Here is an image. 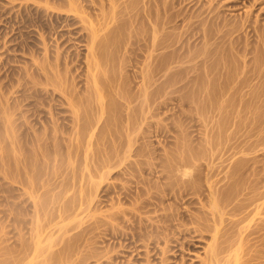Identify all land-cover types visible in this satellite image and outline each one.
<instances>
[{
  "label": "rangeland",
  "instance_id": "374dc122",
  "mask_svg": "<svg viewBox=\"0 0 264 264\" xmlns=\"http://www.w3.org/2000/svg\"><path fill=\"white\" fill-rule=\"evenodd\" d=\"M9 1L0 0V264H42L64 246L68 260L58 264H264V43L253 31L264 28V0H118V9L103 0L102 14H120L94 50L102 53L96 73L117 85L104 91L102 116L87 101L89 31L79 28L80 12ZM158 55L169 70L153 84L141 76ZM120 87L130 101L112 93ZM129 111L141 114L135 129ZM82 125L92 138L76 133ZM213 253L222 260L210 261Z\"/></svg>",
  "mask_w": 264,
  "mask_h": 264
},
{
  "label": "bare ground",
  "instance_id": "6f19581e",
  "mask_svg": "<svg viewBox=\"0 0 264 264\" xmlns=\"http://www.w3.org/2000/svg\"><path fill=\"white\" fill-rule=\"evenodd\" d=\"M23 1H26L27 2V0H22V2ZM103 0H56V2L54 1H50L49 0V2H51V4H50V6H51V9H52V11H57V12H59V13H61V12H67V14H70V16H76L75 14H79L78 12H80V29H83V30H87V31H89V33H87V36H84L85 38L87 37V41L86 42H88V44H89V47H88V52H90L89 53V55H87V58H86V60H87V67H88V69H89V71H91V72H89L90 73V80L89 81H92V86L93 87H89V89H92L89 93V95H90V97H89V95L87 96L88 97V99H87V101L89 100V101H91V99L93 100H96L95 102L94 101H91L92 103H95V106H92V107H95L92 111H94L95 110V112H93V114L95 113V115H92V116H102V115H104L105 114V112H107L109 109H108V106H107V104H105L103 101H102V96L104 95V91L106 92V88H112V82H103L102 81V77H101V75H103V74H101L100 75V73H98L99 71H97V73L99 74H97L96 73V70H97V66H98V62L100 63V61H102V60H99L98 58H99V56H101L100 54H102V53H98V51H99V49H100V47H101V44H102V42L101 41H98V37L100 36L99 35V33H101L100 31H103V30H105L106 29V31H107V29H108V27L110 26V25H113L115 22H116V19H118L119 18V14H118V18H115L116 16H113L114 18H111L110 17V15L109 16H105L104 14H102L103 13V8H104V6L106 5H104V3L106 2L108 5H106V7H110V8H113L114 9V7H115V5H116V3L117 4H120L121 5V3H119V1H121V0H104L105 2L103 3L102 2ZM123 1V0H122ZM150 1V0H149ZM13 2H15L14 0H10L9 1V4H13ZM39 2V1H38ZM49 2L47 3V4H49ZM135 2H136V0H135ZM147 2V1H146ZM257 0H253L252 1V4L255 6L256 4H257ZM30 3V2H29ZM29 3H26L25 5H27L26 6V8H27V10L34 4V3H31V4H29ZM125 3V2H124ZM251 3V2H250ZM24 4V3H23ZM35 4H37V3H35ZM38 4H40V3H38ZM14 5V4H13ZM24 5V6H25ZM29 5H31V6H29ZM136 5V4H135ZM155 5V4H154ZM252 5V6H253ZM37 6V5H36ZM35 6V8H37ZM39 6V5H38ZM122 6V5H121ZM32 7H34V6H32ZM42 7V6H41ZM117 7H119V6H116L115 8H117ZM126 7V6H125ZM127 7H130V6H127ZM166 7V6H165ZM24 8V7H23ZM25 8V9H26ZM34 8V9H35ZM48 8V7H47ZM122 8V7H121ZM132 8V7H131ZM162 8H164V7H162ZM38 9V8H37ZM37 9H35V10H37ZM40 9V8H39ZM48 9H50V8H48ZM118 9V8H117ZM125 10H126V8H124ZM45 11H46V13H47V9H44ZM124 11V10H123ZM126 11H130L131 12V10H130V8L128 9L127 8V10ZM133 11V10H132ZM42 12H43V10H42ZM130 12H128V15H127V13L124 15V16H128L129 17V14H132V13H130ZM52 13H54V12H52ZM121 13H123V12H121ZM48 14H49V12H48ZM54 14H56V15H59V14H57L56 12L54 13ZM72 14V15H71ZM110 14V13H109ZM60 15H62V14H60ZM102 17H101V16ZM142 15H144L143 13H142ZM38 16H40V14L38 15ZM54 16V15H53ZM97 16H100L101 17V19L100 20H98V19H96V17ZM122 16V15H121ZM147 16V15H146ZM145 16V17H146ZM151 17H153L154 15H153V13H152V15H150ZM50 17H51V15H50ZM56 17V16H55ZM62 17V16H61ZM131 17V16H130ZM58 19H59V17H57ZM74 18V17H73ZM72 18V19H73ZM56 19V18H55ZM114 19H115V21H114ZM122 19V18H121ZM156 19V18H155ZM246 19V18H245ZM49 20V19H48ZM74 20V19H73ZM119 20V19H118ZM124 20V19H123ZM127 20V19H126ZM125 20V21H126ZM75 21V20H74ZM73 21V23H71V24H73L74 25V22ZM114 21V22H113ZM124 21V22H125ZM130 21V20H129ZM154 21H156V20H154ZM153 21V22H154ZM250 21V20H249ZM55 22V21H54ZM53 22V23H54ZM67 22V21H66ZM69 20H68V24H69ZM71 22H72V20H71ZM111 22L113 23V24H111ZM123 22V23H124ZM127 22H128V20H127ZM50 23L51 22H49V25H50ZM156 23V22H155ZM247 23V22H246ZM43 23H41V25H42ZM67 24V23H66ZM66 24H65V26H66ZM44 25V24H43ZM45 25H48V24H45ZM51 25H52V23H51ZM50 25V26H51ZM54 25V24H53ZM56 25L57 24H55V27H56ZM127 25V24H126ZM156 25V24H155ZM250 25V24H249ZM49 26V27H50ZM42 27H45L46 28V26H42ZM52 27V26H51ZM50 27V28H51ZM68 27V26H67ZM250 27H252L251 25L249 26V28ZM48 28V27H47ZM56 28H58V27H56ZM49 29V28H48ZM56 30V29H55ZM45 31V30H44ZM56 31H58V29L56 30ZM159 31H160V28H159ZM253 31H254V33L256 34H258V35H256L257 36V41L259 42H263L264 43V28H262V27H253ZM65 32V31H64ZM68 32V31H67ZM82 32V31H81ZM84 32V31H83ZM104 32V31H103ZM161 32V31H160ZM159 32V33H160ZM73 33V32H72ZM84 33H86V32H84ZM83 33V34H84ZM108 33H109V31H108ZM159 33H157V34H159ZM70 34V33H69ZM82 34V35H83ZM101 34H103V33H101ZM82 35L80 36V38H82ZM153 35H155V34H153ZM204 35V34H203ZM202 35V36H203ZM207 35H208V33H207ZM105 36V35H104ZM110 36V35H109ZM156 36H158V35H156ZM156 36H154L153 37V42H152V44L150 43V45L152 46V50H159V48H161V46H162V41H161V39L160 38H156ZM212 36V35H211ZM59 37V36H58ZM62 37V36H61ZM101 37V36H100ZM163 37V36H162ZM207 38H209V36H206ZM104 38V37H103ZM214 38V37H213ZM225 38V37H224ZM59 39V38H58ZM57 39V40H58ZM72 39V38H71ZM157 39H159L161 42H159V45H161V46H159V47H157L156 46V42H158V41H156L155 42V40H157ZM84 40V39H83ZM86 40V39H85ZM100 40H102L103 41V39H100ZM105 40V39H104ZM163 40V39H162ZM63 41V40H62ZM61 41V42H62ZM108 41V40H107ZM111 41V40H110ZM152 41V40H151ZM83 42V41H82ZM85 42V41H84ZM85 42V43H86ZM104 43V42H103ZM155 43V44H154ZM62 44V43H61ZM108 44V43H107ZM135 44V43H134ZM145 44V43H144ZM158 44V43H157ZM42 45V44H41ZM64 46V45H63ZM155 46H156V49H153V48H155ZM62 47V46H61ZM67 47V46H66ZM102 47H103V44H102ZM102 47H101V49H102ZM234 47V46H233ZM64 48H65V46H64ZM144 48V47H143ZM158 48V49H157ZM234 48H236V47H234ZM60 49V48H59ZM58 49V50H59ZM98 50V51H96V53L94 52V50ZM189 49V48H188ZM187 49V50H188ZM66 49H64V51H65ZM186 50V51H187ZM43 51V50H42ZM45 51V50H44ZM51 51V50H50ZM63 51V52H64ZM101 52H102V50H100ZM238 51V50H237ZM33 52V51H32ZM57 52V51H56ZM62 52V53H63ZM66 52V51H65ZM71 52V51H70ZM70 52H68V54H66L65 53V56L66 55H69V53ZM156 52V51H155ZM188 52H189V50H188ZM187 52V53H188ZM61 53V52H60ZM60 53H59V55H60ZM151 53V52H150ZM182 53V52H181ZM50 54V53H49ZM57 54V53H56ZM73 55H74V53H72ZM70 55V57L69 58H71L73 61H75L74 59L75 58H73L72 56L73 55ZM131 54V53H130ZM203 54V53H202ZM32 55V54H31ZM55 55V54H54ZM58 55V54H57ZM58 55V56H59ZM61 55H64V53L63 54H61ZM152 55H154V54H149V58H151L152 57ZM157 55V54H156ZM155 55V56H156ZM170 55V54H169ZM175 55V57H177L178 59H177V61L178 62H180V61H184V59H185V57L184 58H182V57H180V56H177V55H181V54H174ZM47 56V55H46ZM52 56V55H51ZM50 56V57H51ZM86 56V55H85ZM105 56V55H104ZM148 56V55H147ZM155 56H153V60H152V66H149V65H147V66H149V68L150 67H152V69L150 68V69H148V71L146 70V72L145 73H143L142 75L143 76H141V77H143L144 79H145V81H146V79H150V80H152V83H153V81H155L156 82V80L158 81V78L159 77H162L163 76V74L165 73V72H167L168 70H169V67H167V66H169V65H164V62H163V58H162V56H164V55H162V56H160V55H158L157 57H155ZM160 56V57H159ZM182 56H184V55H182ZM190 56V55H189ZM194 56V55H193ZM44 57V56H43ZM57 57V56H56ZM55 57V58H56ZM59 57H61L62 58V56H59ZM64 57V56H63ZM67 57V56H66ZM84 57V56H83ZM127 57V56H126ZM165 57V56H164ZM180 57V58H179ZM191 57V56H190ZM31 58V57H30ZM60 58V59H61ZM65 58V57H64ZM102 58V57H101ZM167 58V57H166ZM182 58V59H181ZM188 58V57H187ZM40 59V58H39ZM43 59V58H42ZM46 59V58H45ZM48 59V58H47ZM56 59H59V58H56ZM59 59V60H60ZM63 59V58H62ZM62 59H61V62H62ZM97 59L99 60L98 62H96L97 61ZM105 59V58H104ZM106 59H108V58H106ZM147 59V58H146ZM168 59V58H167ZM166 59V60H167ZM176 59V58H175ZM180 59V60H179ZM52 60V57L50 58V61ZM59 60H57V62L59 61ZM70 60V59H69ZM85 60V61H86ZM124 60V59H123ZM189 60V59H188ZM188 60H187V62H188ZM47 62L49 61V60H46ZM81 61V60H80ZM104 61H106V60H104ZM168 61H171L170 59L168 60ZM173 61V60H172ZM177 61L175 60V61H173V62H176L177 63ZM44 62V61H43ZM46 62V63H47ZM53 62H54V60H53ZM61 62H59L60 63V65H61ZM63 62H64V59H63ZM63 62H62V66L61 67H63L64 65H63ZM67 62H68V60L66 61V59H65V68L67 67L66 66V64H67ZM69 62H71V61H69ZM84 61H82V63H83ZM92 62L93 63H95V64H92ZM125 62V61H124ZM181 62V63H182ZM186 61H184L183 63H185ZM204 62V61H203ZM50 64H51V62H49ZM49 63H47V66H45V69H47V67H48V64ZM56 63V62H55ZM54 63V64H55ZM96 63H97V65H96ZM104 63V62H103ZM166 63H168V62H166ZM170 63V62H169ZM168 63V64H169ZM49 64V65H50ZM73 64V63H72ZM71 64V65H72ZM92 64V65H91ZM101 64V63H100ZM106 64V63H105ZM126 64H127V62H126ZM170 64H172V63H170ZM43 65H44V63H43ZM55 65H57V63L55 64ZM60 65L58 66L59 68H61L60 67ZM68 65V64H67ZM69 65H70V63H69ZM70 65V67L68 66L67 68H68V70H69V68H71V70H72V72H74L73 71V67ZM37 66V65H36ZM40 66V65H39ZM41 66H42V64H41ZM54 66V65H53ZM73 66H74V64H73ZM77 66V65H76ZM104 66V65H103ZM122 66V65H121ZM44 67V66H43ZM50 67V66H49ZM48 67V68H49ZM122 67H124V66H122ZM212 67V66H211ZM67 68H66V70H67ZM103 68V67H102ZM125 68V67H124ZM148 67H146V69H147ZM36 69H37V67H36ZM38 71H40V68L38 67ZM62 69H64V67L62 68ZM172 69H173V67H172ZM209 69V68H208ZM23 70V69H22ZM49 70V69H48ZM67 70V71H68ZM98 70H99V68H98ZM102 70V69H101ZM145 70V69H144ZM210 70H211V68H210ZM34 71V70H33ZM42 71H46V70H42ZM53 71V70H52ZM60 71V70H59ZM59 71H58V73H59ZM62 71H64V70H62ZM61 71V73L63 74H65V72H62ZM66 71V72H67ZM126 71V70H125ZM171 71V70H170ZM212 72L214 71V69L212 68V70H211ZM222 71V70H221ZM57 72V71H56ZM69 72H70V70H69ZM87 72V73H88ZM101 72V71H100ZM211 72V73H212ZM223 72V71H222ZM27 73V72H26ZM68 73V72H67ZM75 73V72H74ZM127 73V72H126ZM210 73V72H209ZM34 74V73H33ZM38 74V73H37ZM41 74L42 73H40V76H41ZM45 74V73H44ZM43 74V76L45 77V75L47 76V74H45L44 75ZM49 75H51L52 73H48ZM70 74H72V73H70ZM141 74V73H140ZM167 74V73H166ZM166 74H164V77H165V75ZM225 74H226V72H225ZM231 74V73H230ZM230 74L228 75V74H226L225 76H226V79H227V76L229 77L230 76ZM23 75V74H22ZM39 75V74H38ZM55 75V74H54ZM68 75L69 74H66V76H65V78L66 79H68ZM158 75H159V77H158ZM232 75V74H231ZM40 76H38V77H40ZM53 76V75H52ZM55 76H59V75H55ZM71 77H72V75H70ZM69 76V77H70ZM123 76V75H122ZM126 76V75H125ZM156 76H157V79H156ZM27 77V76H26ZM54 77V76H53ZM41 78V77H40ZM43 78V77H42ZM47 78H50V77H47ZM52 78V77H51ZM74 78V77H73ZM72 78V79H73ZM127 78V77H126ZM156 80H155V79ZM170 78V77H169ZM171 78H173V77H171ZM46 79V78H45ZM58 79V78H57ZM57 79H55V80H57ZM64 79V78H63ZM71 79V78H70ZM108 79H110V78H108ZM107 79V80H108ZM229 79H230V77H229ZM34 80V79H33ZM42 80H44V78L42 79ZM53 80V79H52ZM51 80V81H52ZM69 80V79H68ZM68 80H66V81H68ZM124 80H125V78H124ZM148 81V82H151V81ZM160 80V79H159ZM170 80H172V79H170ZM59 82H60V80H58ZM58 81H56V82H58ZM63 81V80H62ZM61 81V82H62ZM73 81V80H72ZM109 81V80H108ZM111 81V80H110ZM29 83H31L30 81H28ZM33 82H36V81H33ZM55 82V81H54ZM119 82V81H118ZM144 82V81H143ZM147 82V83H148ZM49 83V82H48ZM66 83V82H65ZM91 83V82H90ZM146 83V84H147ZM159 83V82H158ZM27 84V83H26ZM50 84V83H49ZM56 84V83H55ZM60 84V83H59ZM68 84H69V81H68ZM68 84H66V85H68ZM77 84V83H76ZM75 84V85H76ZM151 84V83H150ZM154 84V83H153ZM157 83H155V85H156ZM90 85V84H89ZM119 85V84H118ZM148 85V84H147ZM214 85V84H213ZM62 86V85H61ZM91 86V85H90ZM128 86V85H127ZM115 87H117V85L115 84L114 85V89H115ZM143 87V86H142ZM147 87V86H146ZM160 87V85H158V88ZM37 88V87H36ZM113 88H112V90H113ZM127 88V87H126ZM125 88V89H126ZM237 88V87H236ZM54 89V88H53ZM64 87H63V92H62V94H65V97L66 96H68L69 95V97L67 98L68 99V101H67V103L69 104V105H73L74 104V102H75V97L73 96V94L72 93H69L68 91H64ZM120 90H121V87L119 88ZM36 90V89H35ZM35 90H33V91H35ZM62 90V89H61ZM61 90H60V92H61ZM66 90H67V88H66ZM69 90V89H68ZM87 90V89H86ZM85 89H84V91H86ZM109 90V89H108ZM111 90V91H112ZM212 90V89H211ZM217 90V89H216ZM223 90H227V88H223ZM237 90H239V89H237ZM37 91V90H36ZM118 90H114V91H112V93L114 94V95H116L115 97L116 98H118V97H121V99H124L126 102H128V101H130L129 99H130V97H128V95H126L125 96V91L122 89L121 91H119V92H117ZM159 91V90H158ZM110 92V91H109ZM144 92V91H143ZM212 92H213V90H212ZM39 93V95H41L40 94V92H38ZM37 93V94H38ZM45 93V92H44ZM50 93V92H49ZM55 93V92H54ZM82 93V92H81ZM112 93H111V95H112ZM145 93V92H144ZM32 94V93H31ZM34 94H35V92H34ZM33 94V95H34ZM47 94V93H46ZM61 94V99H62V96L64 97V95H62ZM66 94H68V95H66ZM130 94V93H129ZM114 95H112V96H114ZM35 96V95H34ZM45 96V95H44ZM118 96V97H117ZM31 97V96H30ZM37 97V96H36ZM48 97V96H47ZM65 97L63 98L65 101H66V99H65ZM78 97V96H77ZM76 97V98H77ZM127 97V98H126ZM153 97V96H152ZM42 98H43V96H42ZM102 98V99H101ZM129 98V99H128ZM134 98V97H133ZM85 99H86V97H85ZM120 99V100H121ZM135 99V98H134ZM64 100H63V102H64ZM136 100V99H135ZM139 101V100H138ZM44 102V101H43ZM131 102H133V101H131ZM130 102V103H131ZM39 103V102H38ZM125 103V102H124ZM141 103V102H140ZM143 103V102H142ZM67 104V105H68ZM146 105V104H145ZM134 106V105H133ZM141 106V105H140ZM91 107V108H92ZM128 107H130V106H128ZM139 107V106H138ZM158 107V106H157ZM113 108V107H112ZM124 108V107H123ZM159 108V107H158ZM131 109V108H130ZM129 109V110H130ZM133 109H137V108H132V110ZM126 110V109H125ZM127 110H128V108H127ZM135 111V110H134ZM138 110H136L135 111V114L137 115V112ZM157 111V110H156ZM127 112V111H126ZM130 113H131V115H132V112L133 111H129ZM137 112V113H136ZM158 112V111H157ZM76 114V113H75ZM92 114V113H91ZM134 114V113H133ZM157 114V113H156ZM129 115V114H128ZM136 115H132L131 117H130V115L129 116H127V119H126V123L128 124V126H129V124L130 125H132L131 127L132 128H137V127H139L140 126V124L142 123L141 121H140V119H142V118H140V117H138V116H140L141 114H140V112H139V115L138 116H136ZM55 118H56V116H55ZM94 119V118H93ZM96 120H97V118H96ZM9 123V122H8ZM11 123V122H10ZM14 123V122H13ZM96 123V122H95ZM94 123V124H95ZM92 124V123H91ZM97 124V123H96ZM77 125V124H76ZM8 126V125H7ZM51 126V125H50ZM58 125H56V127H57ZM83 127H81L80 126V130L77 132L76 131V133H78V135H82L83 134V136H86L87 135V132H88V135H87V137L89 136V133H90V129L91 128H86V126L84 127V125H82ZM92 127H94L93 126V124L91 125ZM127 126V127H128ZM13 127V126H12ZM44 127V126H43ZM128 128H130V127H128ZM33 129V128H32ZM131 129V128H130ZM13 130V129H12ZM56 130V129H55ZM78 130V129H77ZM43 131V130H42ZM94 130H91V132H92V134L89 136L90 138H92V136H93V134H94V132H93ZM51 132V131H50ZM55 133V132H54ZM127 134V133H126ZM142 135V134H141ZM24 136H26V135H24ZM97 136V135H96ZM128 136V135H127ZM131 137H132V135H130ZM126 137V136H125ZM32 138V137H31ZM82 138V137H81ZM84 139H85V137H83ZM30 139V138H29ZM79 139V138H78ZM26 140V139H25ZM130 141H132V138L131 139H129ZM14 141V140H13ZM30 141V140H29ZM98 141V140H97ZM129 141V142H130ZM11 142V141H10ZM27 142V141H26ZM14 143H16V142H14ZM13 143V144H14ZM128 143V142H127ZM136 143V142H135ZM130 149V148H129ZM16 151V150H15ZM4 152V151H3ZM129 152V151H128ZM4 154V153H3ZM2 154V155H3ZM15 154V153H14ZM15 155H17V153L15 154ZM4 158V157H3ZM18 158V157H17ZM16 159V158H15ZM14 159V160H15ZM109 159H110V157H109ZM1 160V159H0ZM17 160H19V159H17ZM25 160H26V158H25ZM2 161V160H1ZM23 161V160H22ZM109 160H107L106 162H108ZM121 161V160H120ZM102 162V161H101ZM104 162V161H103ZM110 162V161H109ZM111 162H112V160H111ZM241 162V161H240ZM17 163V162H16ZM23 163V162H22ZM15 164V163H14ZM17 164H19V163H17ZM17 164H16V166H17ZM108 164V169L110 170L113 166H114V164H113V166L112 165H110V163H107ZM116 164V163H115ZM15 166V165H14ZM21 166V165H20ZM103 166H104V164H103ZM18 167V166H17ZM10 168V167H9ZM19 168V167H18ZM17 169V168H16ZM5 171V170H4ZM10 171V170H9ZM12 171V170H11ZM10 171V172H11ZM16 175V174H15ZM31 177V176H30ZM34 177V176H33ZM37 177V176H36ZM30 179V178H29ZM33 179V178H32ZM35 179V178H34ZM32 182H33V180H32ZM144 191V190H143ZM151 195V194H150ZM224 195V194H223ZM138 196H140V195H138ZM142 196V195H141ZM153 196V195H152ZM216 198V197H215ZM139 199V198H138ZM137 199V200H138ZM221 199V198H220ZM214 201H212V205H213V207L214 208H216V206L218 205V202H217V200L216 199H213ZM137 204H138V202H137ZM139 204H141V202L139 203ZM138 204V205H139ZM210 204V205H211ZM258 205V204H257ZM259 205H261V204H259ZM72 206V205H71ZM141 206V205H140ZM159 206V205H158ZM125 207V206H124ZM218 207V206H217ZM256 207V206H255ZM117 208V207H116ZM132 208V207H131ZM161 208V207H160ZM236 208V207H235ZM263 208H264V205H263ZM65 209V208H64ZM121 209H123V208H121ZM223 209V208H222ZM237 209V208H236ZM257 209V208H256ZM255 209V210H256ZM233 210V209H232ZM258 210V209H257ZM67 211V210H66ZM124 211V210H123ZM220 211V210H219ZM221 211H223V210H221ZM234 211V210H233ZM238 211V210H237ZM62 212V211H61ZM146 212V211H145ZM149 212V211H148ZM173 212V211H172ZM255 212H257L258 213V211H255ZM261 212H263L264 213V210L263 211H261ZM111 213V212H110ZM219 213V212H218ZM113 214V213H112ZM132 214V213H131ZM130 214V215H131ZM223 214V213H222ZM232 214V213H231ZM51 215V214H50ZM176 215V214H175ZM220 216H221V214H219ZM114 217H115V215H113ZM124 216V215H123ZM190 216V215H189ZM215 216V215H214ZM217 217H218V215H216ZM173 217V216H172ZM178 217V216H177ZM181 217V216H180ZM222 217V216H221ZM62 218V217H61ZM94 218V217H93ZM120 218V217H119ZM128 218V217H127ZM161 218V217H160ZM168 218V217H167ZM220 218V217H219ZM96 219V218H95ZM217 219V218H216ZM61 220V219H60ZM99 220V219H98ZM129 220V219H128ZM179 220V219H178ZM185 220V219H184ZM187 220H189V219H187ZM52 221V220H51ZM96 221V220H95ZM116 221V220H115ZM118 221V220H117ZM143 221H145V220H143ZM191 221H193L192 219H191ZM53 222V221H52ZM104 222V221H103ZM159 222V221H158ZM184 222V221H183ZM187 221H185V223H186ZM264 222V221H263ZM97 223V222H96ZM145 223V222H144ZM157 223V222H156ZM221 223V222H220ZM108 224V223H107ZM154 224V223H153ZM172 224V223H171ZM130 225V224H129ZM213 225V224H212ZM220 225H222V224H220ZM94 227H96L95 225H93ZM118 226V225H117ZM121 226H123V225H121ZM217 226V225H216ZM89 227H91V225L89 226ZM88 227V228H89ZM101 227V226H100ZM167 227V226H166ZM260 227L262 228V226L260 225ZM99 228V227H98ZM117 228V227H116ZM126 228V227H125ZM130 228V227H129ZM139 228V227H138ZM137 228V229H138ZM144 228V227H143ZM157 228V227H156ZM168 228V227H167ZM166 228V229H167ZM65 229H66V227H65ZM68 229V228H67ZM131 229V228H130ZM147 229V228H146ZM158 229V228H157ZM163 229V228H162ZM255 229H256V227H255ZM263 229V228H262ZM90 230V229H89ZM93 230V229H92ZM105 230V229H104ZM84 231H85V229H84ZM83 231V232H84ZM87 231V230H86ZM107 231V230H106ZM130 231V230H129ZM137 231V230H136ZM157 231V230H156ZM155 231V232H156ZM98 232V231H97ZM127 232V231H126ZM152 232V231H151ZM204 232V231H203ZM255 232V231H254ZM257 232V231H256ZM86 233V232H85ZM94 233V232H93ZM96 233V232H95ZM135 234H136V232H134ZM140 233V232H139ZM139 233H138V236L136 235V237H140L139 236ZM148 233V232H147ZM157 233V232H156ZM170 233V232H169ZM215 233V232H214ZM252 233V232H251ZM250 233V234H251ZM70 234V233H69ZM83 234V233H82ZM87 234V233H86ZM111 234V233H110ZM114 234V233H113ZM112 234V235H113ZM171 234V233H170ZM249 234V233H248ZM130 235H132V234H130ZM168 235V234H167ZM252 235V234H251ZM254 235V234H253ZM261 235V234H260ZM70 236V235H69ZM97 236H98V234H97ZM170 236V235H169ZM180 236V235H179ZM219 236V235H218ZM224 236V235H223ZM66 237V236H65ZM112 237V236H111ZM178 237V236H177ZM182 237V236H181ZM214 237V236H213ZM91 238V237H90ZM141 239H142V236L140 237ZM144 238V237H143ZM154 238V237H153ZM215 239H216V237H214ZM87 239V238H86ZM156 239V238H155ZM172 239H174V238H172ZM88 240V239H87ZM135 240V239H134ZM138 240V239H137ZM140 240V239H139ZM169 240V239H168ZM214 240V239H213ZM217 240H218V237H217ZM216 240V241H217ZM136 241V240H135ZM222 241V240H221ZM140 242V241H139ZM142 242V241H141ZM173 242V241H172ZM182 242V241H181ZM214 242V241H213ZM226 242V241H225ZM228 242V241H227ZM243 242V241H242ZM164 243H166V242H164ZM184 243V242H183ZM224 243V242H223ZM239 243V242H238ZM220 244V243H219ZM64 245V244H63ZM67 245H69V244H67ZM145 245V244H144ZM167 245V244H166ZM181 245H183V244H181ZM189 245V244H188ZM211 245H212V243H211ZM233 245V244H232ZM237 245H239V244H237ZM70 246V245H69ZM178 246H179V244H178ZM213 246V245H212ZM221 246V245H220ZM219 246V247H220ZM177 247V246H176ZM218 247V246H217ZM224 247V246H223ZM228 247V246H227ZM226 247V248H227ZM232 247V246H231ZM236 247V246H235ZM59 248V247H58ZM70 248V247H69ZM69 248L67 249V247H65L64 246V248L63 247H61L59 250H57L56 252L54 251V253H52V251H51V253H49L50 255H47L48 257H47V259H46V262H44L45 260V258H46V256H44L45 258L43 259V261H42V264H58V263H62L63 261L64 262H66L65 260H68L67 259V256H68V254H69ZM86 248V247H85ZM158 248V247H157ZM226 248H224V249H226ZM230 248V247H229ZM228 248V249H229ZM237 248V247H236ZM238 248H239V246H238ZM87 249V248H86ZM164 249V248H163ZM167 249V248H166ZM240 249H241V247H240ZM40 251H42L41 249H39ZM38 250V253L40 252ZM44 250V249H43ZM94 250V249H93ZM213 250V249H212ZM219 250V249H218ZM222 250V249H221ZM220 250V251H221ZM231 250V249H230ZM22 251V250H21ZM20 251V252H21ZM35 251H37V250H35ZM82 251V250H81ZM95 251V250H94ZM165 251V250H164ZM224 251V250H223ZM47 252V251H46ZM46 252H40V253H42V254H45L46 255ZM68 252V253H67ZM88 252H89V250H88ZM93 252V251H92ZM109 252V251H108ZM213 252H215V251H213ZM227 252H229V251H227ZM234 252H238V250H236V251H233V253ZM240 252V251H239ZM26 253V252H25ZM95 253V252H94ZM158 253V252H157ZM223 252H221V254H222ZM226 253V252H225ZM224 253V255L226 256V254ZM241 253V252H240ZM16 254V253H15ZM41 254V255H42ZM165 254V253H164ZM237 254V253H236ZM236 254H234V256H235V258L238 256V255H236ZM17 255V254H16ZM36 257H37V252H36ZM96 255H97V253H96ZM106 255H107V252H106ZM211 255V257L209 258L210 259V261H214V260H216V258L218 259V257H217V255H219L220 256V253L219 254H210ZM228 255V254H227ZM230 255V254H229ZM246 255V254H245ZM13 256V255H12ZM11 256V257H12ZM38 256H40V255H38ZM86 256V255H85ZM244 256V255H243ZM243 256H241V257H243ZM251 256V255H250ZM34 257V256H33ZM41 257V256H40ZM239 257V256H238ZM237 257V258H238ZM87 258V257H86ZM90 258V257H89ZM88 258V259H89ZM95 258V257H94ZM225 258V257H224ZM235 258H234V261H236L235 260ZM12 259V258H11ZM37 259V258H36ZM36 259H32L31 258V260H29V261H32L33 262V260H36ZM39 259V258H38ZM37 259V260H38ZM208 259V258H207ZM240 259V258H239ZM250 259V258H249ZM18 260V259H17ZM83 260V259H82ZM81 260V261H82ZM218 260H222V259H218ZM70 261V260H69ZM86 261V260H85ZM206 261V260H205ZM225 261H227V260H225ZM28 262V261H27ZM32 262L30 263V264H32ZM37 261H35V263H36ZM40 262V261H39ZM209 262V261H208ZM214 262H216V261H214ZM219 262V261H218ZM223 262V261H222ZM17 263V262H16ZM19 263H21V262H19ZM34 263V262H33ZM34 263V264H35ZM207 263V262H206ZM225 263V262H224ZM227 263V262H226ZM234 264H235V262H233ZM232 263V264H233ZM244 262H242V264H243ZM247 263H248V261H247ZM251 263V262H250ZM253 263V262H252ZM2 264V263H1ZM4 264V263H3ZM18 264V263H17ZM25 264V263H24ZM40 264H41V262H40ZM79 264V263H78ZM80 264H83V262L82 263H80ZM208 264V263H207ZM214 264V263H213ZM216 264H217V262H216ZM237 264V263H236ZM239 264H240V262H239Z\"/></svg>",
  "mask_w": 264,
  "mask_h": 264
}]
</instances>
